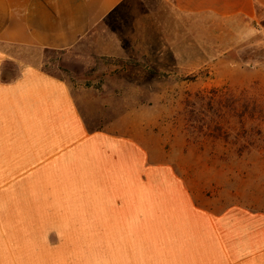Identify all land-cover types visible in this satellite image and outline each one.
<instances>
[{
    "label": "crops",
    "instance_id": "1",
    "mask_svg": "<svg viewBox=\"0 0 264 264\" xmlns=\"http://www.w3.org/2000/svg\"><path fill=\"white\" fill-rule=\"evenodd\" d=\"M128 1L0 0V264H264L263 196L197 195L183 162L156 158L155 128L134 112L91 128L44 70L46 52L74 49ZM162 1L227 22L264 8Z\"/></svg>",
    "mask_w": 264,
    "mask_h": 264
},
{
    "label": "rangeland",
    "instance_id": "2",
    "mask_svg": "<svg viewBox=\"0 0 264 264\" xmlns=\"http://www.w3.org/2000/svg\"><path fill=\"white\" fill-rule=\"evenodd\" d=\"M256 10L227 22L131 0L74 49L46 52L43 68L70 85L91 128L131 112L155 128L156 158L183 162L177 170L197 195L229 188L262 198L264 8Z\"/></svg>",
    "mask_w": 264,
    "mask_h": 264
},
{
    "label": "trees",
    "instance_id": "3",
    "mask_svg": "<svg viewBox=\"0 0 264 264\" xmlns=\"http://www.w3.org/2000/svg\"><path fill=\"white\" fill-rule=\"evenodd\" d=\"M195 96L198 97V96H200V94L199 95L196 94ZM186 105L188 106V110H189V112H190L191 115H193V114L196 113V108H195L196 103L195 102L192 103V101H187V104Z\"/></svg>",
    "mask_w": 264,
    "mask_h": 264
}]
</instances>
